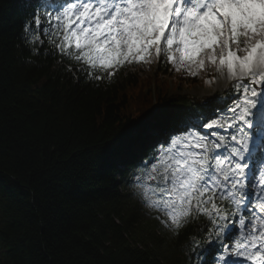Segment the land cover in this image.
Wrapping results in <instances>:
<instances>
[{
	"label": "trees",
	"instance_id": "obj_1",
	"mask_svg": "<svg viewBox=\"0 0 264 264\" xmlns=\"http://www.w3.org/2000/svg\"><path fill=\"white\" fill-rule=\"evenodd\" d=\"M41 2L53 0H0V264H192L206 218L159 233L124 188L149 113L189 125L209 114L168 95V81L155 102L147 68L175 83L196 77L173 74L161 58L88 79L47 41L43 55L25 41V20Z\"/></svg>",
	"mask_w": 264,
	"mask_h": 264
},
{
	"label": "snow or ice",
	"instance_id": "obj_2",
	"mask_svg": "<svg viewBox=\"0 0 264 264\" xmlns=\"http://www.w3.org/2000/svg\"><path fill=\"white\" fill-rule=\"evenodd\" d=\"M24 27L25 41L41 46L33 52L47 54V41L88 79L161 58L193 76L206 64L226 71L236 100L210 122L148 114L130 182L169 227L206 218L192 264H264V0H53Z\"/></svg>",
	"mask_w": 264,
	"mask_h": 264
},
{
	"label": "rangeland",
	"instance_id": "obj_3",
	"mask_svg": "<svg viewBox=\"0 0 264 264\" xmlns=\"http://www.w3.org/2000/svg\"><path fill=\"white\" fill-rule=\"evenodd\" d=\"M209 72H212L215 76H218L216 78V80H220V79H225L228 75L227 72L225 71L224 73H221L218 70V67L216 65H213L212 67H209L208 70H206V72L202 71V72H198L197 77L200 79L196 84L190 86V85H181V86H177L174 87L173 83L171 85L170 88V93L174 94V93H190L193 95H201V91L205 90L207 93H211V88H212V83L209 85V77L208 74ZM207 80L208 83H203V80ZM159 87V86H158ZM215 118H217V116H215ZM210 122V121H209ZM192 131H197L196 129H192ZM200 131V130H198ZM202 133H205L203 131H200ZM129 188H131L132 192H133V197L138 199L142 210L145 212V214L149 215L150 212H153L154 210L149 208L145 203H144V197L142 195L141 189L138 188L134 183H130L129 184ZM160 216L162 218V220L164 219L162 213H160ZM163 225L165 226V228H167V225L165 223H163Z\"/></svg>",
	"mask_w": 264,
	"mask_h": 264
}]
</instances>
